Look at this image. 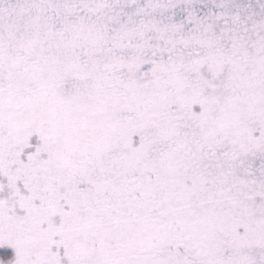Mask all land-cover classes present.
Listing matches in <instances>:
<instances>
[{
	"label": "snow or ice",
	"instance_id": "6c2138e0",
	"mask_svg": "<svg viewBox=\"0 0 264 264\" xmlns=\"http://www.w3.org/2000/svg\"><path fill=\"white\" fill-rule=\"evenodd\" d=\"M0 264H264V0H0Z\"/></svg>",
	"mask_w": 264,
	"mask_h": 264
}]
</instances>
